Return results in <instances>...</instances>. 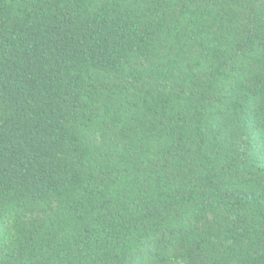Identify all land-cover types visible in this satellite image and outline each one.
Masks as SVG:
<instances>
[{
    "label": "trees",
    "instance_id": "obj_1",
    "mask_svg": "<svg viewBox=\"0 0 264 264\" xmlns=\"http://www.w3.org/2000/svg\"><path fill=\"white\" fill-rule=\"evenodd\" d=\"M0 264H264V0H0Z\"/></svg>",
    "mask_w": 264,
    "mask_h": 264
}]
</instances>
